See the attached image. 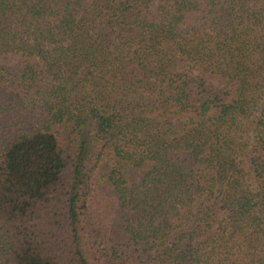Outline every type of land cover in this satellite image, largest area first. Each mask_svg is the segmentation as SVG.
Masks as SVG:
<instances>
[{
  "label": "trees",
  "instance_id": "1",
  "mask_svg": "<svg viewBox=\"0 0 264 264\" xmlns=\"http://www.w3.org/2000/svg\"><path fill=\"white\" fill-rule=\"evenodd\" d=\"M0 264H264V0H0Z\"/></svg>",
  "mask_w": 264,
  "mask_h": 264
}]
</instances>
